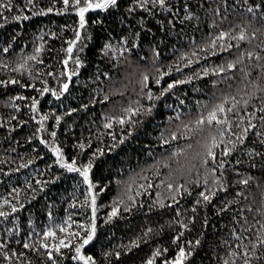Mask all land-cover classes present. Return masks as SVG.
<instances>
[{
	"label": "trees",
	"instance_id": "trees-1",
	"mask_svg": "<svg viewBox=\"0 0 264 264\" xmlns=\"http://www.w3.org/2000/svg\"><path fill=\"white\" fill-rule=\"evenodd\" d=\"M104 2L0 0V264H264V0Z\"/></svg>",
	"mask_w": 264,
	"mask_h": 264
},
{
	"label": "snow or ice",
	"instance_id": "snow-or-ice-1",
	"mask_svg": "<svg viewBox=\"0 0 264 264\" xmlns=\"http://www.w3.org/2000/svg\"><path fill=\"white\" fill-rule=\"evenodd\" d=\"M163 2H164V0H160V3H161V4H163ZM75 3L78 4V3H79V0H75ZM115 3H116V0H105V2H104L103 4H97V5H95V7H97V8L107 7L109 4H115ZM64 4H65V5H68V4H69V0H64ZM92 7H93V5H92L91 3H88L86 7L79 8L80 26H81V27L84 26V13L87 12V11L89 10V8H92ZM250 10H251V9H250ZM49 11H51V9H50ZM224 35H225L224 33H221L219 39H223V38H224ZM77 39H79V33H77ZM239 39H241V40L245 39L244 35L241 34L240 37H239ZM72 43H75V42H72ZM37 51H39V49H38ZM67 51H68L69 53H71V51H72V47L70 46V47L67 49ZM249 55H251V53H249ZM33 59H34V57H33ZM65 63H66V62H65ZM233 66H234V65L231 64V63L228 65L229 68H232ZM221 70H223V69H221ZM145 80H147V77H145ZM13 83H15V81H13ZM157 83H159V81H157ZM178 83H183V81H179ZM63 87H64L65 89H67L68 85L65 84ZM172 87H174L173 84H169V85H168V89H171ZM168 89H165V91H167ZM44 91L46 92V91H48V89L45 88ZM41 94H43V93H41ZM161 95H163V93H161ZM149 98H151V93H149ZM245 103H247V101H245ZM35 106H36V102L33 101V105H32V107H33L34 110H35ZM128 111H132V110L129 109ZM217 111H219V112H221V113L225 112V108H224V106H223V105H218L216 110H214V111H212V112L209 113L208 118H207L208 123L211 124L213 121H215V122L218 123V124L227 123V120H218V119H217ZM227 111H228V112H231V111H233V108H229V109H227ZM134 114H135V112H133V115H134ZM42 119H46V117H43ZM120 122L123 123L124 121L121 120ZM203 123H204L203 120H198V121H197V125H200V124H203ZM106 127H110V125H106ZM53 135H54V134H53ZM221 136H223V133H221ZM173 138H175V137H173ZM215 146H216V145H215V143H214V144H213V147H215ZM55 151L57 152V155H60L58 149L55 150ZM227 154H228V152L226 151V152L224 153V155H227ZM208 156H209V157H212V156H213V153H212L211 149H209V151H208ZM73 163H74V162H73ZM62 166L67 167V168L69 169V171H80V174L84 177L85 182H88V172H89V168L91 167V165L86 166L83 170L75 169V168L73 167L72 164H65V165H62ZM220 166L223 167V164H221ZM245 183H246V182H245ZM171 187H172V186L169 185V188H171ZM200 195L203 197V199H204L205 201H207V200L210 199V197H209L208 195H205L203 192L200 193ZM94 203H95V197H93V204H94ZM116 211H117V209L114 208V209L112 210V212L110 213V216L115 215V214H116ZM0 215H3V213H0ZM61 230L63 231V229H61ZM45 235H46V236H54L55 234L52 233V232H47V233H45ZM91 239H92V235L89 234L88 238L84 240V244H87ZM60 246L67 247L68 245L65 244V242H64L63 240H61V241H60V245H59V246H56V250H57V251L59 250V247H60ZM25 247H28V245H25ZM45 247H46V245H45ZM81 247H83V245H81L80 247H77V248H76V252H77V254H78L77 258H79V259H81V260H84L85 257L79 255L80 250H81ZM49 255L51 256V253H49ZM157 255H159V253H157ZM184 257H185V252H184V249L181 248L180 251H179V253L177 254V257H176L175 261H173L172 264H181V262H182V260L184 259ZM87 259L90 260L91 258L89 257V258H87ZM148 264H152V261L149 260V261H148ZM246 264H247V262H246Z\"/></svg>",
	"mask_w": 264,
	"mask_h": 264
}]
</instances>
